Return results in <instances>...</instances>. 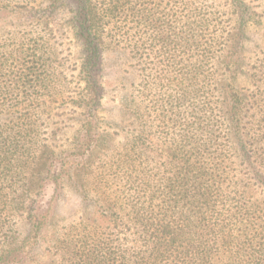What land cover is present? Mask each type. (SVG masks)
<instances>
[{
  "label": "trees",
  "instance_id": "16d2710c",
  "mask_svg": "<svg viewBox=\"0 0 264 264\" xmlns=\"http://www.w3.org/2000/svg\"><path fill=\"white\" fill-rule=\"evenodd\" d=\"M0 264H264V0H0Z\"/></svg>",
  "mask_w": 264,
  "mask_h": 264
},
{
  "label": "rangeland",
  "instance_id": "374dc122",
  "mask_svg": "<svg viewBox=\"0 0 264 264\" xmlns=\"http://www.w3.org/2000/svg\"><path fill=\"white\" fill-rule=\"evenodd\" d=\"M67 18L69 16L65 13L58 14L53 18V22L50 27H53V39L55 41V46L57 50V86L63 89L61 94L57 95L56 101L54 102V109L52 113L51 123L54 127H59L60 131L57 133V139L55 143L59 145L60 148L67 146L69 139L73 136L74 131L79 127L77 117H80L79 110H76L70 104L64 103V101H71V96L74 91L78 89L80 84L76 80V67L77 61L76 54L78 53L79 46L77 45L75 38L72 34V30L67 23ZM262 32V28L260 29ZM116 91H112L108 94L107 100L112 103L113 99H117ZM113 104V103H112ZM63 105V106H61ZM115 119H119L118 115L114 116ZM47 135L51 129L47 128ZM114 138L119 139V134L114 133ZM119 137V138H118ZM52 142V141H51ZM66 209L67 207L64 206ZM69 209V208H68Z\"/></svg>",
  "mask_w": 264,
  "mask_h": 264
}]
</instances>
